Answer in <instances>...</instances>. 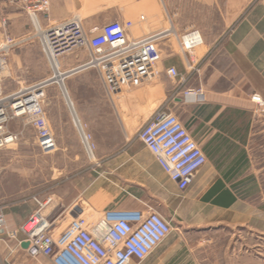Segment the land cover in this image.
I'll return each instance as SVG.
<instances>
[{"label": "crops", "instance_id": "0c3cea01", "mask_svg": "<svg viewBox=\"0 0 264 264\" xmlns=\"http://www.w3.org/2000/svg\"><path fill=\"white\" fill-rule=\"evenodd\" d=\"M135 1L134 36L170 32L158 43L156 82L113 100L96 69L81 68L89 50L61 57L63 86L58 80L47 85L42 102L57 141L49 153L51 181L24 205L2 208L7 225L18 230L40 210L49 232L58 235L80 216L96 222L109 210L153 208L176 227L145 260L132 264H250L247 242L261 237L264 209V110L251 99L258 94L264 100V0ZM103 7L102 0H51L49 13L39 14V20L47 27L84 11L89 31L104 25L94 20ZM117 12L111 18L123 19ZM3 13L10 35L30 36L23 32L32 25L24 11L7 5ZM191 30L200 33L203 44L184 53L180 37ZM171 67L185 79L171 78ZM50 71L53 75L39 43L30 39L8 56L3 90L9 94L44 81ZM167 101L207 159L184 191L138 135ZM77 119L92 135V155ZM225 233L231 241L220 242ZM23 239V233L0 239L2 262L55 264L19 245Z\"/></svg>", "mask_w": 264, "mask_h": 264}, {"label": "built area", "instance_id": "2783aa9c", "mask_svg": "<svg viewBox=\"0 0 264 264\" xmlns=\"http://www.w3.org/2000/svg\"><path fill=\"white\" fill-rule=\"evenodd\" d=\"M7 5L18 6L29 16L34 30L32 35L15 38L8 33V18L3 13ZM50 8L51 0H0V151L12 148L20 140V133L8 128L13 119H23L35 128L37 145L42 153L49 154L56 150L57 141L42 102L45 87L56 81L55 71L59 70L56 63L63 56L89 50L90 59L81 68L98 69L113 100L158 77L157 64L161 59L158 43L169 35V30L134 36L131 33L134 20L117 19L86 31L80 15L43 27L39 14H48ZM30 39L39 43L53 75L6 94L2 74L7 70L8 56ZM201 44L203 39L197 30L188 31L180 37V47L184 53L191 52ZM168 75L171 78L181 76L174 67L168 69ZM251 99L264 110V100L260 95L254 94ZM75 123L88 154L92 155L96 148L92 135L84 130L80 121V124ZM138 135L181 191L189 187L194 175L206 163L202 148L170 108L168 101L153 112ZM38 203L43 206V203ZM49 227L50 224L38 210L18 230H10L4 211L0 208V239H17L19 233H23L24 239L19 245L29 241L35 253L52 257L55 264L141 262L172 232L170 221L153 208L145 211L109 210L96 222L80 216L74 218L58 235L51 234Z\"/></svg>", "mask_w": 264, "mask_h": 264}, {"label": "rangeland", "instance_id": "374dc122", "mask_svg": "<svg viewBox=\"0 0 264 264\" xmlns=\"http://www.w3.org/2000/svg\"><path fill=\"white\" fill-rule=\"evenodd\" d=\"M102 1L105 7L95 13L94 20H99L102 24L117 20L119 18L114 19L110 16V14H114L115 11H118L117 13L123 17V19L134 20L131 11L136 4L135 0ZM142 14L144 15L145 13H140V16H142ZM74 15H80L85 19L87 13L82 11ZM23 32L32 35L34 33L33 26L31 24L28 25ZM96 71L99 73L98 69H96ZM6 73L5 71L2 75L5 76ZM49 74L52 75V72L50 71ZM155 82L156 80H153L149 85ZM48 98H50V96L47 94L46 99ZM61 98H63L62 95ZM8 128L11 131L20 133V140L17 145L12 148L0 151V208L5 210L11 209L17 205H24L25 201H28L29 198L34 196V192L37 189L39 190L41 186H48L51 181L49 154L40 152L34 127L23 119H13ZM261 207H264V205ZM175 227L176 225L172 223V228ZM235 238L236 236H234V242H236ZM230 239L231 237L229 234L225 233L220 238V242H229L231 241ZM258 243L261 244V247L258 246ZM247 244H249L250 249V264H257L258 262L259 264H264V209L261 210V237L257 235L250 236ZM0 264L6 263L2 262L0 259Z\"/></svg>", "mask_w": 264, "mask_h": 264}, {"label": "bare ground", "instance_id": "6f19581e", "mask_svg": "<svg viewBox=\"0 0 264 264\" xmlns=\"http://www.w3.org/2000/svg\"><path fill=\"white\" fill-rule=\"evenodd\" d=\"M59 65H60V62H57L56 66L58 67ZM62 78H63V75H62V71L60 70V66H59V70L56 69V71H55V78L54 79L60 81L62 86H63ZM76 122H77V124H80L78 119L76 120Z\"/></svg>", "mask_w": 264, "mask_h": 264}, {"label": "water", "instance_id": "95a60500", "mask_svg": "<svg viewBox=\"0 0 264 264\" xmlns=\"http://www.w3.org/2000/svg\"><path fill=\"white\" fill-rule=\"evenodd\" d=\"M22 246L26 247V248H29L30 247V242L29 241H23L22 242Z\"/></svg>", "mask_w": 264, "mask_h": 264}]
</instances>
